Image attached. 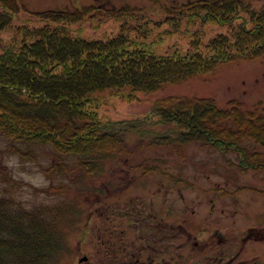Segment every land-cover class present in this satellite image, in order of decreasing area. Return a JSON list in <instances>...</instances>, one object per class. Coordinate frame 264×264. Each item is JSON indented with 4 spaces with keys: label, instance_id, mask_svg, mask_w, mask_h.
<instances>
[{
    "label": "trees",
    "instance_id": "16d2710c",
    "mask_svg": "<svg viewBox=\"0 0 264 264\" xmlns=\"http://www.w3.org/2000/svg\"><path fill=\"white\" fill-rule=\"evenodd\" d=\"M18 5L0 0V264H57L71 223V208L59 199H25L28 187L35 196L39 189L15 177L4 154L34 162L57 180V193L67 196L73 187L94 203L137 181L126 172L159 171L148 164L161 159L140 158L153 149L183 157L191 143L210 144L264 173V110L257 104L219 108L212 98L167 97L128 118L105 107L264 54V0L189 1L167 7L160 20L129 5L38 12ZM263 231L246 235L264 238Z\"/></svg>",
    "mask_w": 264,
    "mask_h": 264
},
{
    "label": "rangeland",
    "instance_id": "374dc122",
    "mask_svg": "<svg viewBox=\"0 0 264 264\" xmlns=\"http://www.w3.org/2000/svg\"><path fill=\"white\" fill-rule=\"evenodd\" d=\"M189 1L195 0H17L18 8L25 5L33 12L74 10L91 5H129L144 9L156 20L164 18L167 7ZM106 26H103V30ZM167 97L212 98L219 108H229L233 102H238L244 108L257 104L258 109L263 111L264 54L223 63L213 76L191 77L167 83L149 98L144 99L143 93H140L133 102L115 99L105 107L114 118H128L150 112L154 101ZM246 142V147L250 149L255 146V140ZM168 150L153 149L141 155L140 158L161 159L155 163L162 170L151 172L143 179H139L141 172L133 173L138 177L137 181L129 185L117 199L115 197L105 203H94L93 198L77 196L78 193H73L76 190L73 187L67 196L57 193L51 189L57 180L49 179L34 162L23 165L17 156L9 154H4L1 159L15 177L39 189L38 196H35L32 193L34 190L28 187L30 192L25 196L26 200L59 199L66 205L62 208H71V223L66 227L68 250L57 264H105L109 245L120 241L122 235L132 238L131 228L134 225H141L147 230L145 212L158 206L161 213L172 216L173 226L182 223L192 234L184 235L177 228L172 231L173 243L178 242L172 247L174 254L181 252L183 257L195 263H205L210 258L224 261L233 259L235 264L256 257L263 259L264 238L245 236L248 229L264 225V173L241 167L238 153L229 151L223 154L210 144L191 143L183 150V157L177 151L170 153ZM166 185L171 207L163 205V191L161 194L157 192L159 188L164 190ZM59 202L53 201L52 204ZM73 208L77 211V218H73ZM142 209L144 214L137 215L136 212ZM131 210L134 215L129 213ZM193 218L197 219V223L192 221ZM129 224L132 226L129 227ZM183 241L187 244L179 248V243ZM194 241H200L206 247L200 250L192 245ZM207 242L210 243L209 247ZM186 245L189 248H184ZM84 255L89 256L88 260L79 262ZM109 257L115 258L114 255Z\"/></svg>",
    "mask_w": 264,
    "mask_h": 264
},
{
    "label": "flooded vegetation",
    "instance_id": "af4514ba",
    "mask_svg": "<svg viewBox=\"0 0 264 264\" xmlns=\"http://www.w3.org/2000/svg\"><path fill=\"white\" fill-rule=\"evenodd\" d=\"M149 167H157L161 170L157 163H149ZM156 172V171H154ZM129 173V172H126ZM165 175H170V173L164 172ZM169 177V176H167ZM167 184V183H166ZM168 185L163 188H159L157 192L161 194L163 191L164 202L163 205L171 204L170 193H168ZM155 202H152V204ZM134 215L133 210L129 211ZM137 215L141 216L144 214V209L136 212ZM147 216L146 221L148 222L147 230L144 229L141 225H134L131 228L133 232V237L128 239L124 235L121 236V240L118 242H112L108 249L106 250L105 264H235L233 259H228L224 261L223 259L210 258L205 263H195L192 259L183 257L182 253L174 254L172 252V247L177 245L172 241V231L177 228L179 233L183 231L184 235L192 234L189 231V228L184 226L182 223H179L178 226H173L172 216L167 213H161L159 211V206L149 212H145L144 217ZM192 221L197 223V219L193 218ZM129 227L132 224L128 225ZM214 233L213 231H211ZM124 233V232H122ZM183 235V234H182ZM190 240L189 236H187ZM105 241V240H104ZM103 241V243H104ZM183 243H179V248H182ZM192 245H196L200 250H203V243L200 241H194ZM210 243L207 242L209 247ZM186 245L184 248H187ZM189 248V247H188ZM114 255L115 258L109 256ZM113 261V263H112ZM220 261V262H219ZM88 264V262H87Z\"/></svg>",
    "mask_w": 264,
    "mask_h": 264
},
{
    "label": "water",
    "instance_id": "95a60500",
    "mask_svg": "<svg viewBox=\"0 0 264 264\" xmlns=\"http://www.w3.org/2000/svg\"><path fill=\"white\" fill-rule=\"evenodd\" d=\"M84 260H87V257H83L82 259H80V261H84Z\"/></svg>",
    "mask_w": 264,
    "mask_h": 264
}]
</instances>
